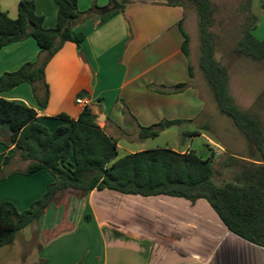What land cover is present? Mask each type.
<instances>
[{
  "label": "crops",
  "instance_id": "0c3cea01",
  "mask_svg": "<svg viewBox=\"0 0 264 264\" xmlns=\"http://www.w3.org/2000/svg\"><path fill=\"white\" fill-rule=\"evenodd\" d=\"M34 1L37 13L45 17V27H55L57 4L53 0ZM112 1L78 0L81 12L88 11L94 4L100 9L93 18L76 26V31L85 33L81 46L66 42L47 64L45 82L49 97L45 107L39 105L28 83L0 92V97L35 109L41 122L54 130L60 125L52 119L54 116L66 113L72 119L79 117L83 107L76 99L79 94L83 95L97 123L118 141L119 151L123 150L126 155L145 150L137 147V142L142 141L140 127L165 120L195 119L193 112L198 114V107H192L191 99L186 103L187 95L192 94L194 100L204 99L208 88L200 82L189 60L193 56L189 29H194L195 19L189 6L169 7L155 0H134L99 24L101 9L113 6ZM12 4V0L9 5L0 3V9L12 16L15 11ZM180 24L190 37L189 57L182 51L184 37ZM40 54L33 38L3 47L0 49V76L18 70L25 63L36 62ZM149 65L160 79L147 83L142 76ZM153 82L158 88L148 87ZM182 84L184 87L178 88ZM179 107L190 112L179 118ZM193 132L200 133H190ZM11 154L12 147L0 144V167L6 172L0 180V203L9 201L22 212L44 195L54 178L46 170L31 175L18 173L26 169L28 162L22 161V168H12L16 165V156L4 166V158ZM65 193L31 224L32 240H36L31 252L37 255L32 264H88L90 258L94 264H264V248L232 233L205 200L192 203L185 198L165 195L142 197L93 190L86 197L72 195L70 200L64 201ZM77 206L83 208L80 218L88 222L99 217L93 211L103 214L105 211L106 218L99 229L108 230L110 243L121 246V254L91 256L89 248L80 246L79 254L74 247L56 251L57 255L68 252V256L48 255L51 246L75 238L78 233L79 227L76 228L72 218ZM28 241L31 244V240ZM25 262L21 259V264Z\"/></svg>",
  "mask_w": 264,
  "mask_h": 264
},
{
  "label": "trees",
  "instance_id": "16d2710c",
  "mask_svg": "<svg viewBox=\"0 0 264 264\" xmlns=\"http://www.w3.org/2000/svg\"><path fill=\"white\" fill-rule=\"evenodd\" d=\"M53 1L58 6L57 23L53 28L45 27V17L37 13L34 0H18L15 19L0 9V49L33 38L41 50L36 62L25 63L18 70L0 76V92L28 83L41 107L47 105L49 97L45 82L47 64L66 42L81 46L85 33L76 31V26L93 18L100 9L94 4L88 11L81 12L78 0ZM114 1L119 2L120 9L101 16L99 24L134 0H113L111 5ZM155 1L169 7H194L201 49L199 68L219 111L231 119L248 142L249 156L227 154L217 159L212 151L210 157L205 158L195 151L157 148L119 157L118 141L100 127L90 107L83 108L77 119L66 113L54 116L52 119L60 125L51 130L41 122L35 109L0 97V144L12 147V154L4 158L3 165L8 166L18 156L28 162L26 169L18 173L31 175L46 170L54 178L44 195L25 211H18L9 201L0 203V248L13 244L17 234L36 223L64 192L86 197L93 190L142 197L165 195L185 198L192 203L205 200L232 233L264 248V126L255 115L237 104L230 93L228 68L215 57L212 0ZM179 27L184 37L182 51L189 57L190 37L181 24ZM255 27L256 20L252 17L251 22L243 26L242 37L233 52L263 61L264 42L254 36ZM181 123V120H165L140 127L139 136L142 140L156 137L160 131ZM200 135L198 132L188 134L190 137ZM225 172H228L227 177L217 183L215 177ZM5 175L0 167V180Z\"/></svg>",
  "mask_w": 264,
  "mask_h": 264
},
{
  "label": "rangeland",
  "instance_id": "374dc122",
  "mask_svg": "<svg viewBox=\"0 0 264 264\" xmlns=\"http://www.w3.org/2000/svg\"><path fill=\"white\" fill-rule=\"evenodd\" d=\"M15 11L12 12L11 18L17 17L16 4L18 0H12ZM3 5H9V0H0ZM214 7V25L212 32L214 34L215 42V57L224 66L228 68L230 76V93L235 98L237 104L241 109L249 111L255 115L264 126V60L256 61L248 57L236 55L233 50L239 40L242 37V28L246 23L251 22L252 17L256 20V27L253 30L254 36L264 42V0H212ZM248 4V7H247ZM18 5V4H17ZM194 12V29H189V33L192 38V52L190 62L194 66L195 71L203 84L207 86L208 90H204V99L194 100L193 95H187V104L192 101V107H198V114L194 110L193 113L195 119L188 122H183L180 125H174L159 132L156 137H151L137 142V147L148 150L157 148H171L176 151H195L200 153L203 157H210L212 151L215 153L216 158H222L227 154L249 156V145L240 131L235 127L231 119L223 115L213 98V94L208 84H206L205 77L199 68L200 58V37L198 30V17L194 7L188 5ZM3 8L6 6H2ZM9 7V6H7ZM249 10V11H248ZM252 16V17H251ZM173 55V54H172ZM200 70V71H199ZM146 71V72H145ZM151 69V65L147 66V70H144L142 79L147 83L150 81H157L159 76L157 72ZM201 72V74L199 73ZM155 82L149 84V88H158L153 85ZM83 95H78L77 98ZM193 98V99H192ZM190 101V102H191ZM182 106V105H181ZM204 106V107H203ZM178 116L181 118L190 112L189 109L179 107ZM182 115V116H180ZM192 131H199L204 136L196 137L193 140L188 134ZM219 145L222 149H219L215 145ZM210 146V147H207ZM124 155V151H119V157ZM15 163L12 168H22V160L16 156ZM228 172H225L223 176L215 177V181L220 183L227 177ZM52 183V182H51ZM64 201L71 199L72 194L66 192L64 195ZM18 210V209H17ZM19 211V210H18ZM68 211V210H67ZM83 208L77 206L75 212L72 215L76 228L79 229L75 238L65 239L59 242L57 245L51 246L47 253L49 256H68L57 255L58 248L62 250H69L70 248H77V254L80 249L87 247L91 250V256H117L121 254V246L112 245L110 238L108 237L106 229L103 232L99 229L100 223L106 218L103 213L94 212L98 215L92 222L80 218V213ZM21 212V211H20ZM121 214V213H120ZM122 219L121 216H119ZM33 225L28 226L21 230L14 243L11 246L3 247L0 250V262L1 264H21V259H24L26 264H32L36 261V252L31 247L35 242L33 239ZM78 226V227H77ZM35 238V236H34ZM28 239L31 240L29 244ZM35 245V244H34ZM86 245V246H84ZM119 248V249H118ZM168 256V255H166ZM100 260V258H98ZM164 257L162 258V260ZM164 261V260H163ZM169 260L165 261L168 263ZM88 264H94L93 259L90 258Z\"/></svg>",
  "mask_w": 264,
  "mask_h": 264
},
{
  "label": "water",
  "instance_id": "95a60500",
  "mask_svg": "<svg viewBox=\"0 0 264 264\" xmlns=\"http://www.w3.org/2000/svg\"><path fill=\"white\" fill-rule=\"evenodd\" d=\"M120 9V4L117 1L113 2V6L111 7H104L101 9L100 15L104 16L107 15L113 11L119 10Z\"/></svg>",
  "mask_w": 264,
  "mask_h": 264
},
{
  "label": "built area",
  "instance_id": "2783aa9c",
  "mask_svg": "<svg viewBox=\"0 0 264 264\" xmlns=\"http://www.w3.org/2000/svg\"><path fill=\"white\" fill-rule=\"evenodd\" d=\"M76 102L78 105H80L81 107L85 108L87 106L85 100L83 97L79 96L77 99H76ZM213 144V143H212ZM215 145L216 147H218L219 149H222L220 146L216 145V144H213ZM223 150V149H222Z\"/></svg>",
  "mask_w": 264,
  "mask_h": 264
}]
</instances>
